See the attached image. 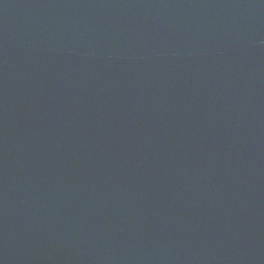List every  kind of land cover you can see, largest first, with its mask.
<instances>
[{"label": "water", "instance_id": "water-1", "mask_svg": "<svg viewBox=\"0 0 264 264\" xmlns=\"http://www.w3.org/2000/svg\"><path fill=\"white\" fill-rule=\"evenodd\" d=\"M0 264H264V0H0Z\"/></svg>", "mask_w": 264, "mask_h": 264}]
</instances>
